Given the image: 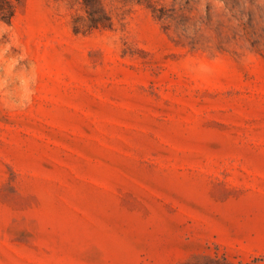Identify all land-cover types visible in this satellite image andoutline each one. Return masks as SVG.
<instances>
[{"label":"rangeland","instance_id":"obj_1","mask_svg":"<svg viewBox=\"0 0 264 264\" xmlns=\"http://www.w3.org/2000/svg\"><path fill=\"white\" fill-rule=\"evenodd\" d=\"M101 3L0 19L37 74L0 103V264H264V31L242 61L192 0Z\"/></svg>","mask_w":264,"mask_h":264},{"label":"clouds","instance_id":"obj_2","mask_svg":"<svg viewBox=\"0 0 264 264\" xmlns=\"http://www.w3.org/2000/svg\"><path fill=\"white\" fill-rule=\"evenodd\" d=\"M192 3L199 23L207 24L211 17L213 24H227L232 46L242 61H246L250 50L246 25L251 15L256 29L264 31V0H192ZM114 41H118L117 36L108 38L105 43L113 46ZM0 66L3 69L0 73V103L8 109L29 107L35 94L37 74L19 34L11 26H0ZM189 68L200 75L213 72L209 64L193 66L190 63Z\"/></svg>","mask_w":264,"mask_h":264},{"label":"trees","instance_id":"obj_3","mask_svg":"<svg viewBox=\"0 0 264 264\" xmlns=\"http://www.w3.org/2000/svg\"><path fill=\"white\" fill-rule=\"evenodd\" d=\"M17 2L19 0H0V19L10 21L14 15ZM80 2L87 12L91 27L110 25V17L101 0H80Z\"/></svg>","mask_w":264,"mask_h":264}]
</instances>
